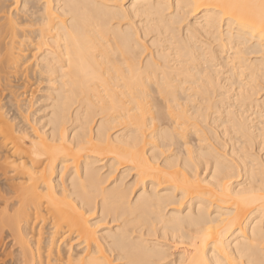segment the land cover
Here are the masks:
<instances>
[{
    "label": "bare ground",
    "instance_id": "1",
    "mask_svg": "<svg viewBox=\"0 0 264 264\" xmlns=\"http://www.w3.org/2000/svg\"><path fill=\"white\" fill-rule=\"evenodd\" d=\"M0 253L264 264V0H0Z\"/></svg>",
    "mask_w": 264,
    "mask_h": 264
},
{
    "label": "rangeland",
    "instance_id": "2",
    "mask_svg": "<svg viewBox=\"0 0 264 264\" xmlns=\"http://www.w3.org/2000/svg\"><path fill=\"white\" fill-rule=\"evenodd\" d=\"M41 84H42V83H41ZM37 86H39V84H38ZM37 86H35V87L33 86L32 88L29 86V87L27 88L28 90H31L32 92H31V91H28V90L26 89L28 92H30V95H32V96H30V97H31L32 99H34V100L37 98V96H38V95L40 94V92H41L40 87H37ZM41 86L43 87L44 85H41ZM36 87H37L38 89H37ZM42 87H41V88H42ZM38 90H39V91H38ZM27 91H26V93H27ZM38 92H39V94H38ZM37 94H38V95H37ZM27 95H28V93H27ZM35 96H36V97H35ZM34 97H35V98H34ZM32 99H30V100L32 101ZM34 100H33V101H34ZM33 101H32L31 103H33ZM20 104H21V103H20ZM33 110H34V106H33V109H32V110H31V108H30V111H29V110H28V111H29V112H32ZM130 177H131V176L128 177V180L130 179ZM9 242H10V239H9V240L6 239L3 243H4L5 245H7ZM1 251H2V250H1ZM2 253H3V252H2ZM2 253H0V254H2ZM4 253H5V252H4ZM1 256H2V255H1ZM6 259H8V261L10 260L9 257L4 258V259H3L2 257H0V264H3L4 262H6V261H7Z\"/></svg>",
    "mask_w": 264,
    "mask_h": 264
}]
</instances>
